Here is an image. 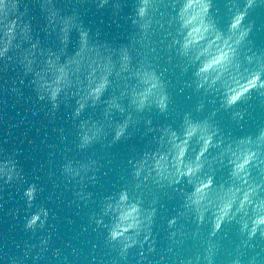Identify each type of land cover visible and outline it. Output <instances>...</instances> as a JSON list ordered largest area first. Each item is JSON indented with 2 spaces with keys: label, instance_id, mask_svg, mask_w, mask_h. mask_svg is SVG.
Returning a JSON list of instances; mask_svg holds the SVG:
<instances>
[{
  "label": "water",
  "instance_id": "95a60500",
  "mask_svg": "<svg viewBox=\"0 0 264 264\" xmlns=\"http://www.w3.org/2000/svg\"><path fill=\"white\" fill-rule=\"evenodd\" d=\"M0 264H264V0H0Z\"/></svg>",
  "mask_w": 264,
  "mask_h": 264
}]
</instances>
